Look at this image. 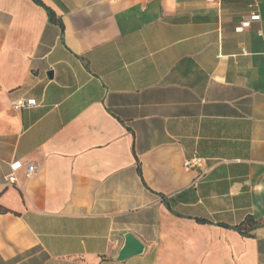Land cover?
Returning a JSON list of instances; mask_svg holds the SVG:
<instances>
[{"label": "crops", "instance_id": "crops-1", "mask_svg": "<svg viewBox=\"0 0 264 264\" xmlns=\"http://www.w3.org/2000/svg\"><path fill=\"white\" fill-rule=\"evenodd\" d=\"M36 1L0 0V264H264V0Z\"/></svg>", "mask_w": 264, "mask_h": 264}, {"label": "built area", "instance_id": "built-area-1", "mask_svg": "<svg viewBox=\"0 0 264 264\" xmlns=\"http://www.w3.org/2000/svg\"><path fill=\"white\" fill-rule=\"evenodd\" d=\"M207 3L210 4H218V0H206ZM251 20H258L259 15L257 13H253L250 15ZM245 25V24H243ZM241 29V28H240ZM37 106L36 102L34 99H28V100H17L12 104V108L15 111L21 110V109H26V108H33ZM201 165V160L197 158H190L186 159L183 162V168L185 170L188 169H195ZM22 168V165L19 162H14L10 165L11 172L10 174L6 175L4 177L5 185H13L15 184V172H17L19 169ZM38 170V167L34 164H27L25 165V171H26V176L29 177L33 175L36 171Z\"/></svg>", "mask_w": 264, "mask_h": 264}, {"label": "trees", "instance_id": "trees-1", "mask_svg": "<svg viewBox=\"0 0 264 264\" xmlns=\"http://www.w3.org/2000/svg\"><path fill=\"white\" fill-rule=\"evenodd\" d=\"M36 1V0H35ZM38 3V1H36ZM47 10V14L49 17V20L51 22L57 23L61 26V22L58 18L55 17V15L49 10ZM138 171L140 172V169L138 167ZM8 210L0 206V214L7 213ZM201 223H205V220H198ZM259 223L252 217V216H246L243 221H241L238 225L234 226L232 229L237 231L242 236L249 237L251 236V232L258 227ZM223 227H227L226 225H222Z\"/></svg>", "mask_w": 264, "mask_h": 264}, {"label": "water", "instance_id": "water-1", "mask_svg": "<svg viewBox=\"0 0 264 264\" xmlns=\"http://www.w3.org/2000/svg\"><path fill=\"white\" fill-rule=\"evenodd\" d=\"M124 239V245L116 258L119 262L140 255L143 252V244L135 236L126 234Z\"/></svg>", "mask_w": 264, "mask_h": 264}]
</instances>
